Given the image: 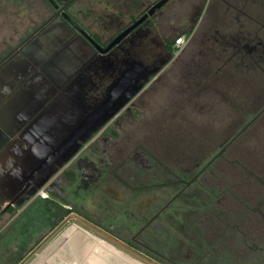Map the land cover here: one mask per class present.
Masks as SVG:
<instances>
[{
  "label": "flooded vegetation",
  "instance_id": "flooded-vegetation-1",
  "mask_svg": "<svg viewBox=\"0 0 264 264\" xmlns=\"http://www.w3.org/2000/svg\"><path fill=\"white\" fill-rule=\"evenodd\" d=\"M159 1H15L29 25L0 53V221L53 200L164 261L173 262V245L186 237L198 243L188 247V255L193 247L200 256L192 264H264V239H248L241 230L253 212L264 216L263 194L250 199L236 192L264 191V0H180L176 6L167 0L155 8ZM204 3L212 4L208 12ZM176 36H184L182 45ZM227 66L226 83L247 91L240 103L236 91L227 92L226 123L202 122L215 114L219 95H210L207 76ZM29 80L37 100H21ZM255 80L261 85L253 92ZM138 85L47 183L37 187L49 170L27 178L33 142L108 113L100 108L120 106ZM157 100L163 109L153 105ZM169 105L185 118L173 121ZM192 113L201 114V123ZM41 188L46 197L37 194ZM187 197L192 214L179 215L181 203H175ZM68 245L74 258L68 264H85L81 240Z\"/></svg>",
  "mask_w": 264,
  "mask_h": 264
},
{
  "label": "rangeland",
  "instance_id": "rangeland-1",
  "mask_svg": "<svg viewBox=\"0 0 264 264\" xmlns=\"http://www.w3.org/2000/svg\"><path fill=\"white\" fill-rule=\"evenodd\" d=\"M15 1L16 0H14V3L11 5L10 3H7V0H0V53L4 51L8 43H13L17 41L20 36L24 35V33L26 32V28L29 25V15L20 7H18L15 4ZM179 1L180 0H173L169 5L176 6L177 4H179ZM204 5L205 3L202 4L201 9L204 8ZM210 5L212 4L210 3L207 8L205 5L207 12L208 10H210ZM208 16L209 14L205 17V19H207ZM225 69H229V67H224V69H222L218 74H214L216 73V68H214L211 73L207 76L209 87H212L213 89L210 90V92H212L210 93V95L213 96L214 91H217L219 95L217 97L218 99H215V108L217 109L215 114H213V116H206L204 117V119L202 118V122L206 121L205 123L215 124L226 123L229 119L228 110L231 106L229 104L230 100H228L230 99V96L227 92L236 91L238 93L237 102L240 103L242 97L247 91V89L240 86L239 83L237 85L233 84V87L232 85L227 84L224 78L228 77L225 72ZM242 74L244 75L245 72H242ZM247 76H250V73H248ZM253 76L256 77V75ZM260 77H262V75H260ZM254 82L255 84H253L254 86H252V88H254L252 90L253 92H255L257 89L259 90L260 88L258 86L261 85L257 80H255ZM174 84L176 85V89L177 87H180L182 85L180 82L177 81V78ZM221 92L224 93L222 94V99L220 101L219 96ZM254 96L255 95H253L252 97ZM172 100L174 102L179 100L178 96H174ZM160 103L161 101L157 100L153 103V105L156 107L157 104V107L159 109L161 107ZM163 107L161 108L163 109ZM169 108L172 113L173 121L177 120L180 122L182 118H185L183 115L179 114L182 113L179 107L169 105ZM192 115H195V117L192 116L191 118H195L196 123H201V114L192 113ZM153 117L155 118V116ZM164 123L165 118H163V120L154 122V124ZM258 186L259 188H263L262 186H260V184H257L254 187L257 188ZM236 192L242 198L249 196L250 199H252L253 197V199H258L257 196L263 194L261 198H259L260 201L264 197V191ZM189 199L190 198L187 197L183 202H180V200H178V202L175 203L174 208L178 207V204L181 203L180 207L178 208L179 215L186 212H188V215L192 214L191 209H193V202L191 201L188 205L186 204ZM256 201L257 200H255L254 203H256ZM48 203L49 202L46 200H38V203L36 202V204L33 206V209H31L28 214L24 213H26L29 208L26 209L23 207L20 209H16L11 214H6L1 219L0 237L2 235L7 236V241H9V245H0V249L3 248L1 249L2 252H5L3 254L9 253V257H11V255L15 253L16 250H18V247H24L23 253L25 257L24 259L20 260L17 264H68L66 263L68 257L66 255L69 254V246L67 245V243L71 238H77L78 240H81V244L87 250V253L85 255L83 253L82 257L85 260V263L88 264H120L119 262L124 263V261H122V258L121 260L116 255H114L112 251L107 250V248L102 247L101 249L97 244L96 246H94L95 248L91 246L97 243L98 241L105 244L106 246L108 245L113 247L115 251L119 252L120 255H122L124 258L129 259L131 262H133V264H192L196 261V259H198V257H200H196L198 249L192 250L193 247H191V253H189V255L187 254V251L189 250L188 247L198 243L195 242V240H187L186 237H184L185 243L183 245L182 243H175L173 245L174 247L172 248V250H177L173 259H171L173 260V262H170L168 260H161L159 257L147 251H144L143 249H140L135 245H129L117 240L116 238H114L113 232L107 230L104 227L97 226L96 223H93L94 221L92 219H90L92 220V223L87 221L85 219L86 217L80 213H68L66 216L63 217V219H59V214L56 213V210H52L51 206ZM59 206L62 205L59 204ZM35 209H37V211H35ZM261 214L263 213L253 212L252 214H250L251 216H253V219L249 220V222H246V224L242 227L241 230L247 233L246 236L248 239H251L252 237L253 240H261V238L264 239V216H262ZM186 215L187 214H185L183 218ZM33 216L37 219L36 222L39 223L41 227L36 226L32 230L33 234L30 238H27L26 232H20L21 230H19V228L17 227L13 228V225H15V221H17L20 217L22 219V222L27 224L28 220L31 219V217ZM37 223L34 222L35 225H37ZM73 226H76L77 230H74L69 234L68 232ZM9 233L11 235H9ZM65 235L68 236L67 239L64 238L66 237ZM184 235L187 236V234ZM189 236L191 237V235ZM60 241L63 245H60ZM260 243V245L264 246V240H262ZM5 248L6 251L4 250ZM178 248H180V251H178ZM167 250L171 249L168 247ZM63 254L64 257H61V255ZM229 259L232 261V258L229 257ZM174 260H176V262ZM10 261L11 260L4 261L3 259H0V264H12L13 260L11 262ZM200 263L207 264V261L206 259H203L202 261H200ZM218 263L230 264L227 262H223V260ZM255 263H261V261L255 259Z\"/></svg>",
  "mask_w": 264,
  "mask_h": 264
},
{
  "label": "water",
  "instance_id": "water-1",
  "mask_svg": "<svg viewBox=\"0 0 264 264\" xmlns=\"http://www.w3.org/2000/svg\"><path fill=\"white\" fill-rule=\"evenodd\" d=\"M167 0H160L157 5H155V8L159 7L163 3H165ZM30 85L32 86L31 89L28 92H24L22 95V99L26 97V100H37L38 98V92L37 89L34 88V83L29 80ZM12 87H16V82H13ZM114 89L112 92H115L118 85H114ZM141 85H138L135 87V89L131 92L129 97L123 101V103L120 106H102L100 109L110 110L106 114L101 113H93L90 114L89 117L82 120L81 127L77 128L74 131H57L55 133L54 131H51V134L53 136H46L44 137L42 141H36L33 142L34 144L31 145L29 149V155L31 159L26 158V164L33 168V172L28 175L27 178L30 177H36L38 174H40L43 170H49L44 177L41 178L40 183L38 184V188L43 186L45 183H47L53 174L59 169V167L63 166L65 162H67L80 148L82 142L86 141L87 138L90 136V134L94 133L99 129V127L104 124L106 121H108L110 118L114 116V114L118 111V109L129 99L131 96L136 93L139 89H141ZM17 98V97H16ZM1 101V97H0ZM17 104L18 102H16ZM36 102V101H32ZM38 107V106H37ZM10 158V157H9ZM11 162L14 163V159L12 158ZM23 170L20 169V175H23ZM26 176V174H24ZM31 181V180H30ZM29 181V182H30ZM3 188V187H2ZM18 187L15 186L11 189V194H16V189ZM5 192V191H1ZM2 201V200H1ZM24 201V200H23ZM0 209H1V203H0ZM6 207L2 209V211H5Z\"/></svg>",
  "mask_w": 264,
  "mask_h": 264
},
{
  "label": "trees",
  "instance_id": "trees-1",
  "mask_svg": "<svg viewBox=\"0 0 264 264\" xmlns=\"http://www.w3.org/2000/svg\"><path fill=\"white\" fill-rule=\"evenodd\" d=\"M36 202L38 203V201H36ZM36 202L32 206H30L28 211H26V213H24V214H28V212L31 209H33V206L36 204ZM48 202H49L48 204L51 206L52 210L53 209L56 210V213L59 214L58 215L59 219H63V217L69 213V209H67L63 206H59V203L57 201L49 200ZM35 211H37V209H35ZM33 213H34V211H33ZM36 220L37 219L33 216V217H31V219L28 220L27 224H25L22 222V219L20 217L17 221H15V223H14L15 225H13V228L17 227V228H19V230H21L20 232H26L27 238H30L31 235L33 234L32 230L36 226L41 227V225L39 223H37ZM34 222L37 223V225H35ZM23 248L24 247H22V246L18 247V250H16L15 253H13L11 255L12 258L9 257V260H11V261L13 260L12 264H17L24 257ZM241 264H246V261L243 260Z\"/></svg>",
  "mask_w": 264,
  "mask_h": 264
},
{
  "label": "bare ground",
  "instance_id": "bare-ground-1",
  "mask_svg": "<svg viewBox=\"0 0 264 264\" xmlns=\"http://www.w3.org/2000/svg\"><path fill=\"white\" fill-rule=\"evenodd\" d=\"M66 236V235H65ZM81 236V235H80ZM84 236V235H83ZM63 240H64V238H63ZM63 240H61V241H63ZM60 241V245H63L62 244V242ZM91 242V241H90ZM55 243V242H54ZM92 243V242H91ZM76 244V243H75ZM96 244L99 246V248H101L102 249V247L103 248H107V250H109V251H112L110 248H108L105 244H103V243H101V242H97V243H95L94 245H91L93 248H95L94 246H96ZM53 245V244H52ZM67 245H68V243H67ZM69 246V245H68ZM48 248V247H47ZM69 248V247H68ZM97 248V247H96ZM115 251V250H114ZM112 251L113 253H114V255H116L118 258H122L121 260L122 261H124V263L125 264H133V262H131L129 259H127V258H124L122 255H120L117 251ZM73 252V251H72ZM72 252L71 253H69L68 255H66V256H68L67 257V260H66V263H70L72 260H74V258H73V256H72ZM87 253V250L84 252V255ZM83 254V253H82ZM61 257H64V254L63 255H61ZM106 259V258H105ZM118 261V260H117ZM119 262V261H118ZM120 264H124L123 262L121 263V262H119ZM45 264V263H44ZM85 264H88V263H85ZM92 264V263H91Z\"/></svg>",
  "mask_w": 264,
  "mask_h": 264
},
{
  "label": "crops",
  "instance_id": "crops-1",
  "mask_svg": "<svg viewBox=\"0 0 264 264\" xmlns=\"http://www.w3.org/2000/svg\"><path fill=\"white\" fill-rule=\"evenodd\" d=\"M9 235H11L10 233H9ZM10 238V237H9ZM6 243V244H5ZM9 245V241H7V236H4V235H2L1 237H0V245ZM1 249H3V248H1ZM0 249V259H3L4 261H9L8 260V257L10 256L9 255V253L8 254H3V253H5L4 251L2 252V250ZM5 251H6V248L4 249ZM25 257V256H24ZM24 257L22 258V259H24ZM21 259V260H22Z\"/></svg>",
  "mask_w": 264,
  "mask_h": 264
},
{
  "label": "built area",
  "instance_id": "built-area-1",
  "mask_svg": "<svg viewBox=\"0 0 264 264\" xmlns=\"http://www.w3.org/2000/svg\"><path fill=\"white\" fill-rule=\"evenodd\" d=\"M175 43L177 45H182L184 43V36H179L176 38ZM41 197H46V191H44V188H41L40 191L37 193Z\"/></svg>",
  "mask_w": 264,
  "mask_h": 264
}]
</instances>
